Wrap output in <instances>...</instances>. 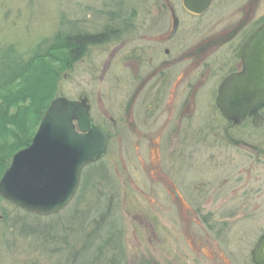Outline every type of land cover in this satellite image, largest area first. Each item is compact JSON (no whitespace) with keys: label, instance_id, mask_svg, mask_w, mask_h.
Returning a JSON list of instances; mask_svg holds the SVG:
<instances>
[{"label":"flooded vegetation","instance_id":"1","mask_svg":"<svg viewBox=\"0 0 264 264\" xmlns=\"http://www.w3.org/2000/svg\"><path fill=\"white\" fill-rule=\"evenodd\" d=\"M117 1L123 12L109 26L114 46L90 75V90L75 99H87L109 147L125 133L139 139L138 152L172 149L167 171L161 159L152 167L157 208L188 213L187 227L208 228L206 240L196 235V251L214 244L211 264H260L264 108L236 121L218 98L224 80L242 71L241 47L264 23V0ZM215 224L224 249L214 238Z\"/></svg>","mask_w":264,"mask_h":264},{"label":"rangeland","instance_id":"2","mask_svg":"<svg viewBox=\"0 0 264 264\" xmlns=\"http://www.w3.org/2000/svg\"><path fill=\"white\" fill-rule=\"evenodd\" d=\"M117 2L0 0V51L14 46L27 58L49 49L58 33H101L121 18ZM113 46L106 37L91 44L71 68L62 69L55 97L77 98L90 90V75L93 79ZM56 62L49 57V67ZM12 140L0 138V143ZM138 142L125 133L114 138L107 155L83 171L75 199L56 215H34L0 196V264H211L217 246L196 251L193 243L196 235L206 240L208 228L187 227L183 219L188 213L168 214L157 208L152 167L160 159L164 169L170 167L172 149L162 145L138 152ZM220 228L215 224L217 235L210 233L224 249Z\"/></svg>","mask_w":264,"mask_h":264},{"label":"water","instance_id":"3","mask_svg":"<svg viewBox=\"0 0 264 264\" xmlns=\"http://www.w3.org/2000/svg\"><path fill=\"white\" fill-rule=\"evenodd\" d=\"M240 57L242 71L224 80L218 98L221 111L236 121L264 108V23L241 47ZM109 143L86 98L56 97L30 145L14 154L1 176L0 195L34 215H56L74 200L83 170L107 154ZM255 259L264 260V236Z\"/></svg>","mask_w":264,"mask_h":264},{"label":"trees","instance_id":"4","mask_svg":"<svg viewBox=\"0 0 264 264\" xmlns=\"http://www.w3.org/2000/svg\"><path fill=\"white\" fill-rule=\"evenodd\" d=\"M109 31L106 27L101 33L80 31L67 36L58 33L49 49L27 58L17 53L14 46L0 51V138L13 139L0 143V180L10 167L13 154L30 145L57 94L61 70L71 68L91 44L108 37ZM60 49L63 52L56 54ZM49 57L60 66L56 62L49 67Z\"/></svg>","mask_w":264,"mask_h":264},{"label":"bare ground","instance_id":"5","mask_svg":"<svg viewBox=\"0 0 264 264\" xmlns=\"http://www.w3.org/2000/svg\"><path fill=\"white\" fill-rule=\"evenodd\" d=\"M15 154V153H14Z\"/></svg>","mask_w":264,"mask_h":264}]
</instances>
